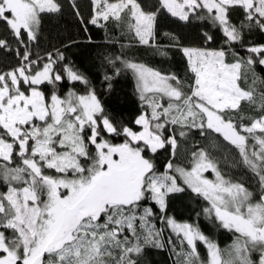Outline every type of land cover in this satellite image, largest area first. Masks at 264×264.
<instances>
[{
  "label": "snow or ice",
  "instance_id": "snow-or-ice-1",
  "mask_svg": "<svg viewBox=\"0 0 264 264\" xmlns=\"http://www.w3.org/2000/svg\"><path fill=\"white\" fill-rule=\"evenodd\" d=\"M70 3L85 32L88 25L105 27L101 21L114 20L140 45L159 51L157 17L167 12L186 24L209 21L223 43L184 47L179 37L166 34L187 59L190 83L123 55L105 57L115 75L133 74L141 104L150 109L136 117L137 131L105 109L85 75L70 65L57 71L65 59L59 50L33 59L30 45L39 40L41 16L60 12L58 0H0V25L17 45L18 58L15 67L0 71V181L7 187L0 192V264H140L148 247H165L152 207L141 210L145 201L159 207V219L187 245L176 252L169 237L176 264H264V77L255 72L257 64L264 66V44L244 45L245 30L264 33V0H155V10L140 0H91L87 19L76 0ZM235 8L243 10L239 25L231 19ZM203 37L206 44L215 40L208 32ZM12 50L10 40L0 38V51ZM249 72L252 86L242 87ZM65 78L87 90L59 95L56 87ZM112 80L103 76L108 90ZM45 84L52 85L50 95L42 90ZM244 104L258 114H244ZM193 129L218 133L234 146V166L251 173L257 190L226 177L203 149L191 153L188 167L170 160L159 172L147 154L171 146L175 155L177 135L187 137ZM209 170L213 179L205 175ZM185 186L208 202V218L234 233L227 259L198 225L167 215L169 194ZM197 242L206 248V260Z\"/></svg>",
  "mask_w": 264,
  "mask_h": 264
},
{
  "label": "trees",
  "instance_id": "trees-1",
  "mask_svg": "<svg viewBox=\"0 0 264 264\" xmlns=\"http://www.w3.org/2000/svg\"><path fill=\"white\" fill-rule=\"evenodd\" d=\"M58 2L62 6L60 12L44 13L41 16L39 40L38 42H32L30 45L33 59L37 55L46 58L48 52H52L55 55L56 50H59V52L64 54L65 59L57 64V71L63 72L64 66L70 65L85 75L90 81V85L95 87L105 109L137 131H139V126L134 124L136 117L142 111H148L150 114V109H147L146 105L142 106L141 104L133 74L130 71H122L119 75H115L114 69L106 62L105 57L123 55L128 59L160 70L164 74H175L185 83H190L192 74L189 72L187 59L178 48L172 47L174 41L166 34L179 37L180 44L184 47H207L213 49L219 48L223 43L222 34L216 28H213L209 21L194 19L191 24H186L172 17L167 12H162L157 17L155 29L154 43L159 46L158 51L155 46L140 45L138 40L127 33L126 27L117 24L114 20L101 21L105 27L88 25V30L85 32L84 26L76 16L70 0H58ZM140 2L145 6L146 10H155L151 8L155 0H140ZM76 3L81 15L86 19L89 18L92 11L91 0H76ZM126 19L127 17H125V22ZM231 19L233 23L239 25L243 19V10L240 8L233 9ZM205 32L214 35V42L205 43L203 37ZM0 38H8L12 43L13 50L11 52L0 51V71H7L18 63V58L15 54L17 45L2 25H0ZM249 43L264 44V33L258 30H253L249 33L245 30L244 45L247 46ZM122 45H125V47H122ZM236 50L239 51L241 56L248 55L245 48L239 44L236 45ZM162 51H166L167 55H161L160 52ZM120 66L118 63L117 67ZM255 72L260 77H264V66L257 64ZM105 74L113 76L111 90H108L107 83L103 81ZM252 79V73L249 72L247 81L241 80V86L245 88L252 86ZM256 86L259 87V84ZM70 88L80 94L87 90L84 84L71 82L65 78L58 82L56 91L63 96ZM42 90L50 95L52 85L45 84L42 86ZM243 113L250 116L258 114L255 110L250 109L247 104L243 105ZM245 123H248V121L245 120ZM209 132L211 131H208L206 135H201L199 130L193 129L187 137H179L177 135L178 148L175 155H173L171 146L158 150L156 154L148 153L147 155L154 161L159 172L165 171V165L170 160L174 165L187 167L193 151L198 149L208 150L206 146L210 145L212 139L208 136ZM167 134L166 132L165 135ZM106 138L111 139L113 143L122 142V137ZM90 147L94 153V146ZM235 151L237 152V149ZM209 155L221 167V152L219 151L214 156L212 153ZM238 160L239 158L235 160L231 168H228L223 173L235 181L243 182L250 190L256 191L257 185L252 179L251 173L242 166H234ZM16 163H19V161L17 160ZM52 171L54 174V170ZM178 182L182 185L181 181ZM6 188V185L0 181V192H5ZM144 206L152 207L156 214L153 223L157 228L164 229L162 241L165 247L161 249L148 247L140 257V264H176L177 255L173 251V245L168 244L169 237L174 241L176 251L181 246L178 245L166 224L159 219L162 215L159 207L151 201H145L141 206V210ZM208 206V202L203 197L197 196L185 186L184 192L169 194L166 211L167 215L174 217L177 222H189L198 225L205 235L218 244L223 251L224 258L227 259L225 250L233 242L234 233L220 227L214 216L210 219L204 214L203 209ZM198 213L199 215H197ZM197 244L201 258L206 260V248L200 242H197Z\"/></svg>",
  "mask_w": 264,
  "mask_h": 264
},
{
  "label": "rangeland",
  "instance_id": "rangeland-1",
  "mask_svg": "<svg viewBox=\"0 0 264 264\" xmlns=\"http://www.w3.org/2000/svg\"><path fill=\"white\" fill-rule=\"evenodd\" d=\"M179 131V130H178ZM210 131V130H209ZM210 138H212L211 139V141H210V145L209 146H206V148L208 149L207 151L206 150H204L208 155L210 154V153H212L213 154V156H214V154L215 155H217V153H219V151L221 152V159H222V163H220L221 164V167H219L220 169H221V171H222V173L223 172H225V170H227L228 168H231L232 166H233V164H234V162H235V160H237V158H239L238 156H239V154H238V150H237V152L235 151V147L234 146H232V145H230L227 141H225L224 139H223V137L220 135V134H218V133H214V132H209V135H208ZM183 149V148H182ZM209 157H210V155H209ZM211 159H213L212 157H210ZM213 160H215V159H213ZM216 161V160H215ZM217 162V161H216ZM189 166V165H188ZM187 166V167H188ZM181 167H183V166H181ZM224 170V171H223ZM205 175L209 178V179H213L214 178V176H213V174H212V172L209 170L208 172H206L205 173ZM227 177V176H226ZM182 182V181H181ZM6 191H7V188H6ZM5 191V192H6ZM169 230H170V232L172 233V230L170 229V228H168ZM173 234V236L175 237V239H176V241H177V243H178V245L179 246H181V244H180V241L176 238V236H175V234L174 233H172ZM163 237V236H162ZM165 239V238H164ZM183 247V249L185 250V251H187V248H184V247H187V245L185 244V245H183V246H181V248ZM181 248L180 249H178L176 252H179L180 250H181ZM206 254H207V250H206ZM176 259H178V257L176 258ZM179 259H181L182 260V257L180 258L179 257ZM207 259V258H206Z\"/></svg>",
  "mask_w": 264,
  "mask_h": 264
}]
</instances>
